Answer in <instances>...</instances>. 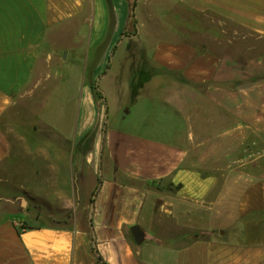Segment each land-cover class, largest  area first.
<instances>
[{"label": "crops", "instance_id": "crops-1", "mask_svg": "<svg viewBox=\"0 0 264 264\" xmlns=\"http://www.w3.org/2000/svg\"><path fill=\"white\" fill-rule=\"evenodd\" d=\"M206 15L259 43L186 37ZM65 37L82 66L77 124L46 120L61 147L12 150L2 119ZM263 39L264 0H0V264H264ZM79 43L89 50L75 57ZM99 76L111 104L97 100ZM12 188L50 191L28 204Z\"/></svg>", "mask_w": 264, "mask_h": 264}, {"label": "rangeland", "instance_id": "rangeland-1", "mask_svg": "<svg viewBox=\"0 0 264 264\" xmlns=\"http://www.w3.org/2000/svg\"><path fill=\"white\" fill-rule=\"evenodd\" d=\"M141 1V0H140ZM137 4V2H136ZM144 17L147 16L146 13L142 14ZM189 17V16H188ZM190 18V17H189ZM171 24H174L175 18L170 19ZM202 21L206 24L203 28H201L200 32L191 33L192 24L187 22V36L189 38L198 41L199 43L202 41L203 38L210 36L209 33H216L224 32L225 35L231 37L233 43L231 45V49L233 51H248V47L254 46V44H258L259 41L256 40V37L251 34L248 30L239 27L234 24H230L219 20V18L213 15H206L202 18ZM190 25V26H189ZM212 26L213 29H212ZM159 27V26H158ZM157 27V28H158ZM190 27V28H189ZM211 27V29H210ZM162 29V28H161ZM197 31L196 29H193ZM89 34V31H87ZM63 48H60L55 54V58L50 60L49 62L45 61L40 63V76H39V85L38 87L34 88L33 90H29L26 93H23L18 98V103L15 105L14 108L8 111L5 117L2 119L4 122V131L9 140L10 149L19 151L28 152L33 149H47V148H58L63 145V141L59 137L56 130L52 129L47 122L50 120H57V116H61L62 121L60 123L67 124L71 123L72 125L76 126L77 119L79 117V108L78 104L82 97L81 92V85H82V76L80 80H78V72H80L81 68L78 67V63L72 61L71 55L67 56V53H70V50H73L74 45H70L71 42H75V38L71 39L68 37L62 38L61 41ZM88 42V38H87ZM262 48H264V39L262 40ZM85 46V47H84ZM82 46V43L79 45H75V51L73 55L78 57L81 55L82 57V49L89 50L88 44ZM200 47L202 45L200 44ZM215 49H221V46L212 45ZM141 46L138 44L132 45V51L136 53V58L140 59V63L142 66L152 69L158 70L159 67H156L152 63L148 61L146 58V52L141 50ZM119 50L117 51V53ZM72 54V53H71ZM67 58L64 60V58ZM113 59V57H112ZM64 60V61H63ZM84 65V64H83ZM115 63L113 60L111 62V67L114 68ZM52 69L55 74L60 71L61 75L65 74V79L62 81L60 78L54 76L52 79L48 78V70ZM58 69V70H57ZM60 69V70H59ZM105 71V70H104ZM82 72V71H81ZM76 74V75H75ZM50 81L51 86L47 83ZM64 83V84H63ZM93 87L96 91L97 100L103 102V95L97 94L96 89V81L93 82ZM100 89L105 92L103 89V81L99 83ZM63 87V88H62ZM65 87V88H64ZM65 91V92H64ZM64 94V96H63ZM106 101L107 104L112 103L113 95L110 92H106ZM160 95V94H158ZM63 97V99H62ZM47 100H55L56 104L62 101V108H55L54 110L51 108L49 111L46 110V102ZM54 101H51L53 104ZM131 106V105H130ZM64 113V117H63ZM105 113V111H104ZM106 116V115H105ZM106 120V117H105ZM59 122V121H58ZM65 147L67 144H65ZM27 156L24 157V162L20 163L21 167L19 169V178L24 179L25 181L30 176V167L28 163L25 161L28 159ZM22 158V157H20ZM46 170V169H45ZM22 180V181H24ZM166 186V185H165ZM169 189V186H167ZM24 191L26 194V203H31V198L36 199L40 203H46L48 197L49 189H39V190H23L18 188H12L5 191L6 195L12 196L18 193H22ZM232 194L234 190H231ZM39 195V196H37ZM140 226V225H139ZM142 227V226H141ZM143 228V227H142ZM144 229V228H143Z\"/></svg>", "mask_w": 264, "mask_h": 264}, {"label": "water", "instance_id": "water-1", "mask_svg": "<svg viewBox=\"0 0 264 264\" xmlns=\"http://www.w3.org/2000/svg\"><path fill=\"white\" fill-rule=\"evenodd\" d=\"M113 55V53H112ZM112 57V56H111ZM111 64V63H110ZM110 66L107 68V70H109ZM102 76H99L96 80V87H97V90L100 91L103 95V101L104 103H106V94L103 90L100 89V86H99V83H100V79H101ZM100 177H102V174L100 173ZM101 184V183H100ZM99 184V185H100ZM97 191V190H96ZM96 196V192L94 194V197ZM24 202L26 203V199L24 198ZM93 211H94V203L92 202L91 203V209H90V214H89V223L92 227V216H93ZM131 233H132V236L136 242V244H141L145 238H146V232L145 230L139 226V225H134L131 227Z\"/></svg>", "mask_w": 264, "mask_h": 264}, {"label": "trees", "instance_id": "trees-1", "mask_svg": "<svg viewBox=\"0 0 264 264\" xmlns=\"http://www.w3.org/2000/svg\"><path fill=\"white\" fill-rule=\"evenodd\" d=\"M96 89H97V87H96ZM97 94L101 95L102 93H101L100 91L97 90ZM99 259L102 260L101 257H100Z\"/></svg>", "mask_w": 264, "mask_h": 264}]
</instances>
